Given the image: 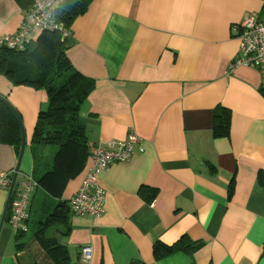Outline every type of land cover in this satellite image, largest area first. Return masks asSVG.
I'll return each mask as SVG.
<instances>
[{
	"label": "crops",
	"instance_id": "crops-1",
	"mask_svg": "<svg viewBox=\"0 0 264 264\" xmlns=\"http://www.w3.org/2000/svg\"><path fill=\"white\" fill-rule=\"evenodd\" d=\"M32 3L0 0V38L18 31ZM250 15L264 16V0H93L74 20L66 45L91 88L79 111L87 147L136 133L143 152L101 176L103 216L71 212L49 227L69 264H87L84 246L94 250L88 264H264V70L231 68L240 55L234 27ZM0 94L26 129L19 178L42 179L28 234L17 238L4 224L0 264H52L36 234L58 202L78 192L91 160L70 182L47 175L56 148L38 150L36 163L31 148L46 91L0 75ZM221 108L230 130L216 137ZM17 161L16 150L0 144V173ZM7 196L0 189V223ZM182 239L199 248L155 256V244Z\"/></svg>",
	"mask_w": 264,
	"mask_h": 264
},
{
	"label": "trees",
	"instance_id": "trees-1",
	"mask_svg": "<svg viewBox=\"0 0 264 264\" xmlns=\"http://www.w3.org/2000/svg\"><path fill=\"white\" fill-rule=\"evenodd\" d=\"M92 2L93 0H66L56 9L57 20L65 29L70 30L74 20L84 15ZM66 41L67 39L63 40L59 32L42 31L24 50H9L0 46V75L9 79L14 86L43 89L48 95L47 108L40 111L37 117L31 148L35 163L38 162L36 154L38 150L46 147L56 148L52 170L47 175H57L63 184V179L70 182L83 171L90 150L86 144L85 124L79 111L91 88L85 78L72 67ZM221 109L220 111L218 109L214 116L216 137H225L230 130V113L225 108ZM0 144L13 147L19 155L21 146L19 124L11 111L1 102ZM41 180H35L38 188ZM18 181H21L20 178ZM69 213H71L69 200L59 201L54 211L42 223L43 228L36 234L40 246L52 264H69L67 250L59 245L55 232L49 229L57 222L66 223ZM9 216L10 213L7 222ZM29 220L30 216L28 229ZM27 234L17 233L15 237L21 238ZM183 242L182 239L174 246L157 243L153 252L156 257L162 258L175 251L190 253L191 247L194 250L199 248L194 243Z\"/></svg>",
	"mask_w": 264,
	"mask_h": 264
},
{
	"label": "built area",
	"instance_id": "built-area-1",
	"mask_svg": "<svg viewBox=\"0 0 264 264\" xmlns=\"http://www.w3.org/2000/svg\"><path fill=\"white\" fill-rule=\"evenodd\" d=\"M66 0H33L31 10L23 19L18 32L12 36L0 38V46L9 50H24L29 45L32 34L36 30L59 32L63 40L71 36L70 30L63 27L57 20L56 9ZM238 31L240 55L232 63L231 68L241 66L264 70V16L250 15L234 27ZM143 139L136 133L128 135L122 141H113L104 145L90 147L91 167L87 171L78 192L69 199L71 212L76 216L98 218L104 215L106 191L100 179L111 166L130 161L135 155L142 153ZM14 171L0 173V189L8 191ZM38 188L37 182L31 177L18 181L10 205L9 223L15 234L29 232L28 207L32 195ZM94 250L91 246L81 249L84 263H90Z\"/></svg>",
	"mask_w": 264,
	"mask_h": 264
},
{
	"label": "water",
	"instance_id": "water-1",
	"mask_svg": "<svg viewBox=\"0 0 264 264\" xmlns=\"http://www.w3.org/2000/svg\"><path fill=\"white\" fill-rule=\"evenodd\" d=\"M0 102L3 103L14 115V117L16 118L19 124L20 133H21V146H20V152L18 155V161H17L16 169L13 174L11 186L8 190V196H7V200L5 204V209H4L2 220L0 223V236H1V232L3 230L4 224L7 220V216L9 214L10 205H11V201H12L13 194L15 191V187L18 182L19 175L21 174V166H22V162H23V159L26 153V149H27V134H26V129H25L22 117L20 113L17 111V109L9 102V100L6 97H4L1 94H0Z\"/></svg>",
	"mask_w": 264,
	"mask_h": 264
},
{
	"label": "rangeland",
	"instance_id": "rangeland-1",
	"mask_svg": "<svg viewBox=\"0 0 264 264\" xmlns=\"http://www.w3.org/2000/svg\"><path fill=\"white\" fill-rule=\"evenodd\" d=\"M24 18H25V17H24ZM21 23H22V22H21ZM20 25H21V24H20ZM19 27H20V26H19ZM18 30H19V29H18ZM38 31H39V33L42 32V30H38ZM17 32H18V31H17ZM17 32H16V33H17ZM16 33H15V34H16ZM15 34H13V35H15ZM7 36H8V35H7ZM10 36H12V35H10Z\"/></svg>",
	"mask_w": 264,
	"mask_h": 264
}]
</instances>
